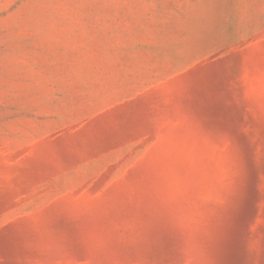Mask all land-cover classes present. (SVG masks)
Masks as SVG:
<instances>
[{
    "label": "rangeland",
    "instance_id": "374dc122",
    "mask_svg": "<svg viewBox=\"0 0 264 264\" xmlns=\"http://www.w3.org/2000/svg\"><path fill=\"white\" fill-rule=\"evenodd\" d=\"M4 229L0 264H264V0H0Z\"/></svg>",
    "mask_w": 264,
    "mask_h": 264
},
{
    "label": "water",
    "instance_id": "95a60500",
    "mask_svg": "<svg viewBox=\"0 0 264 264\" xmlns=\"http://www.w3.org/2000/svg\"><path fill=\"white\" fill-rule=\"evenodd\" d=\"M216 66L214 64L208 67V70L215 71ZM12 235L9 230L4 229L0 231V245H3L7 251H12L13 246L11 243Z\"/></svg>",
    "mask_w": 264,
    "mask_h": 264
}]
</instances>
